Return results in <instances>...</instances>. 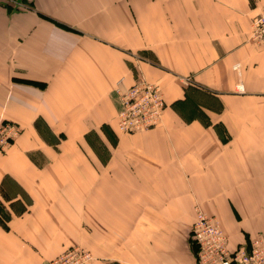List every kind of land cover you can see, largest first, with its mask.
Instances as JSON below:
<instances>
[{
  "label": "crops",
  "instance_id": "obj_1",
  "mask_svg": "<svg viewBox=\"0 0 264 264\" xmlns=\"http://www.w3.org/2000/svg\"><path fill=\"white\" fill-rule=\"evenodd\" d=\"M264 0H0V264H196L197 211L264 239ZM160 87L123 134L117 90Z\"/></svg>",
  "mask_w": 264,
  "mask_h": 264
},
{
  "label": "built area",
  "instance_id": "obj_2",
  "mask_svg": "<svg viewBox=\"0 0 264 264\" xmlns=\"http://www.w3.org/2000/svg\"><path fill=\"white\" fill-rule=\"evenodd\" d=\"M250 40L264 45V6L254 19ZM121 111L119 129L123 134L157 128L163 120L166 102L162 90L140 80L125 90H117ZM23 132L21 125L0 117V157L8 154ZM196 246V264H264V241L253 237L249 245L234 251L219 220L198 210L191 231ZM92 254L81 247L70 248L48 264H87Z\"/></svg>",
  "mask_w": 264,
  "mask_h": 264
},
{
  "label": "rangeland",
  "instance_id": "obj_3",
  "mask_svg": "<svg viewBox=\"0 0 264 264\" xmlns=\"http://www.w3.org/2000/svg\"><path fill=\"white\" fill-rule=\"evenodd\" d=\"M262 9H263V7H262ZM259 14H260V13H259ZM259 14H258V15H259ZM258 15H257V16H258ZM257 16H256V17H257ZM256 17H255V18H256ZM255 18H254V19H255ZM253 21H254V20H253ZM252 25H253V23H252ZM251 31H252V29H251ZM250 35H251V34H250ZM252 42H253V41H252ZM254 43H255V42H254ZM257 45H258V44H257ZM148 82H149V81H148ZM136 83H137V82H136ZM150 83H151V82H150ZM152 84H153V83H152ZM154 85H155V84H154ZM156 86H157V85H156ZM158 87H159V86H158ZM159 88H160V87H159ZM166 109H167V105H166ZM165 111H166V110H165ZM164 116H165V113H164ZM163 120H164V117H163ZM163 120H162V122H163ZM160 125H161V124H160ZM160 125H159V126H160ZM213 217H215V216H213ZM217 219H218V218H217ZM219 222H220V221H219ZM220 224H221V223H220ZM221 226H222V225H221ZM192 227H193V226H192ZM191 231H192V229H191ZM226 235H227V234H226ZM256 236H260V237L263 239V237H262L261 235H256ZM227 237H228V236H227ZM252 238H253V237H252ZM263 241H264V239H263ZM81 248H83V247H81ZM83 249H85V248H83ZM85 250H87V249H85ZM88 251H89V250H88ZM89 252H90V251H89ZM92 257H93V256H92ZM93 260H94V257H93ZM88 264H89V263H88Z\"/></svg>",
  "mask_w": 264,
  "mask_h": 264
},
{
  "label": "bare ground",
  "instance_id": "obj_4",
  "mask_svg": "<svg viewBox=\"0 0 264 264\" xmlns=\"http://www.w3.org/2000/svg\"><path fill=\"white\" fill-rule=\"evenodd\" d=\"M12 149V148H11ZM205 213V212H204ZM205 214H207V213H205ZM208 215V214H207ZM210 216V215H209ZM228 240H229V238H228ZM93 261V260H92ZM88 264V263H87Z\"/></svg>",
  "mask_w": 264,
  "mask_h": 264
}]
</instances>
